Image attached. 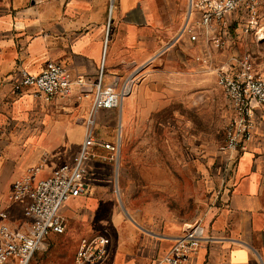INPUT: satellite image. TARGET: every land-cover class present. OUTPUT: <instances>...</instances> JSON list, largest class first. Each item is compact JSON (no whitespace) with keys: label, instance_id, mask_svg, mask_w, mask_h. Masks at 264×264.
<instances>
[{"label":"crops","instance_id":"0c3cea01","mask_svg":"<svg viewBox=\"0 0 264 264\" xmlns=\"http://www.w3.org/2000/svg\"><path fill=\"white\" fill-rule=\"evenodd\" d=\"M189 11L190 0H0V226L28 231L31 219L23 203L11 198L13 184L31 167L39 169L41 179L72 163L100 80L103 87L120 89L136 75L119 108L96 114L98 139L119 146L114 123L119 113L128 123L147 101L152 113L154 100L160 102L174 85L201 90L208 75L201 59H220L204 31L195 40L183 31ZM196 17L193 12L189 23ZM52 63L66 67L75 80L69 96L47 100L32 89L14 92L21 69L38 73ZM173 77L176 84L169 81ZM255 120L245 149L221 152L219 147L218 163L210 172L204 169L209 194L201 199L193 183L192 212L174 226L167 212L138 204L132 180L112 179L115 156L96 147L100 156L88 162L87 191L62 205L65 230L50 233L30 264H76L81 239L100 234L110 238L100 264H167L161 258L172 239L195 221L206 236L195 256L199 263L264 264V107L257 108ZM160 167L168 183L170 169ZM185 167L180 174L184 182ZM155 177L149 174L146 182Z\"/></svg>","mask_w":264,"mask_h":264},{"label":"built area","instance_id":"2783aa9c","mask_svg":"<svg viewBox=\"0 0 264 264\" xmlns=\"http://www.w3.org/2000/svg\"><path fill=\"white\" fill-rule=\"evenodd\" d=\"M257 6L258 0H190L188 21L183 31L189 32L190 38L195 40L196 29L200 28L209 41L218 48H224L230 37V16L238 12L254 20ZM193 12H197L198 17L189 23ZM217 74L218 84L232 112L225 126L220 151L239 152L253 139L256 110L264 107V75L254 71L247 56L227 67L217 68ZM135 80L136 75H131L120 89L115 84L103 87L101 80L98 82L85 119L84 139L71 164L62 165L41 179L38 178L39 169L31 167L23 177L15 180L11 198L23 203L24 213L31 223L26 232L14 231L7 224H1L0 264L9 259H14L17 264H30L35 253L45 248L50 233H62L65 230L61 207L71 198L87 191L88 162L100 156L96 147L110 150L112 156L117 155L120 149L119 144L98 139L96 114L101 109L119 108ZM74 81L66 67L52 63L38 73L21 69L20 79L13 83V90L20 94L25 89H32L34 96L51 100L69 96ZM81 81V78L76 79V82ZM5 216L2 214V217ZM204 239V227L195 221L172 239L171 247L161 260L167 264H201L195 256ZM109 245L110 238L104 234L83 237L75 254V263H102L107 258Z\"/></svg>","mask_w":264,"mask_h":264},{"label":"rangeland","instance_id":"374dc122","mask_svg":"<svg viewBox=\"0 0 264 264\" xmlns=\"http://www.w3.org/2000/svg\"><path fill=\"white\" fill-rule=\"evenodd\" d=\"M255 17L252 20L238 12L230 16L232 23L228 28L230 37L227 44L213 50L220 61L201 59L208 74L202 80L201 90H182L174 85V88L163 92L160 102L154 100L152 113L148 106L151 103L147 101L146 107L143 104L137 106L128 123L122 113H119V118L115 117L121 142L115 155L112 179L132 180L129 186L140 201L138 204L159 213L167 212L171 226L192 212L194 184L199 185L201 199L209 194L206 173L218 163V150L224 141L225 126L230 116L228 101L218 84L217 68L227 67L247 56L254 71L264 75V0H258ZM196 31L198 33L200 28ZM170 79V82H176L174 77ZM149 165L155 169L144 170ZM160 165L170 169L167 171L170 173L168 183L163 175L166 171H158ZM184 165L185 182L180 176ZM149 174L158 175L155 182H146ZM162 175L164 184H161Z\"/></svg>","mask_w":264,"mask_h":264}]
</instances>
